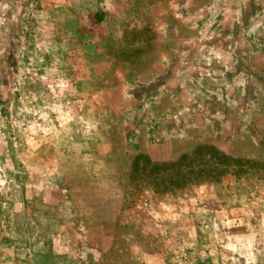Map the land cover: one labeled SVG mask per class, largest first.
<instances>
[{
  "label": "rangeland",
  "instance_id": "rangeland-1",
  "mask_svg": "<svg viewBox=\"0 0 264 264\" xmlns=\"http://www.w3.org/2000/svg\"><path fill=\"white\" fill-rule=\"evenodd\" d=\"M0 264H264V0H0Z\"/></svg>",
  "mask_w": 264,
  "mask_h": 264
}]
</instances>
